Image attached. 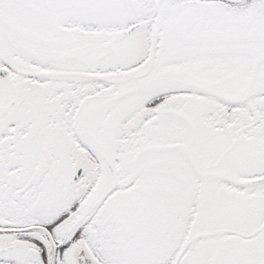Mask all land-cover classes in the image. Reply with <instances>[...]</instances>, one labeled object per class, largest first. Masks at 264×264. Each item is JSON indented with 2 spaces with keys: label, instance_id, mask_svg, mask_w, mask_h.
I'll return each mask as SVG.
<instances>
[{
  "label": "snow or ice",
  "instance_id": "1",
  "mask_svg": "<svg viewBox=\"0 0 264 264\" xmlns=\"http://www.w3.org/2000/svg\"><path fill=\"white\" fill-rule=\"evenodd\" d=\"M0 264H264V0H0Z\"/></svg>",
  "mask_w": 264,
  "mask_h": 264
}]
</instances>
